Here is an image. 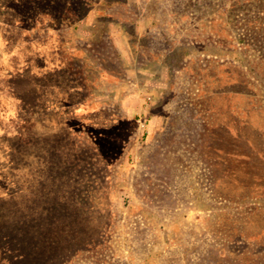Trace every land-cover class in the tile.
I'll return each mask as SVG.
<instances>
[{
	"label": "rangeland",
	"instance_id": "obj_1",
	"mask_svg": "<svg viewBox=\"0 0 264 264\" xmlns=\"http://www.w3.org/2000/svg\"><path fill=\"white\" fill-rule=\"evenodd\" d=\"M33 205L100 238L48 253ZM0 264H264V0H0Z\"/></svg>",
	"mask_w": 264,
	"mask_h": 264
},
{
	"label": "trees",
	"instance_id": "obj_2",
	"mask_svg": "<svg viewBox=\"0 0 264 264\" xmlns=\"http://www.w3.org/2000/svg\"><path fill=\"white\" fill-rule=\"evenodd\" d=\"M74 90V89H72ZM76 90V89H75ZM66 100L62 101L63 105H68L69 101L66 103ZM99 110V109H98ZM74 111V116L76 115L75 109ZM73 115L69 116L66 120H70V118L73 119ZM124 120V119H123ZM102 129L104 130V133L107 131L112 130V127L109 126L107 127V122H104V126L102 125ZM63 133V132H62ZM69 140V139H68ZM110 140V139H108ZM47 146H50L52 148V151L56 152L57 154H63V152L60 151L58 152V146L60 144L62 145H69L68 142L62 141L59 142L58 140V146L55 142L52 143V146L49 145V143H46ZM64 147V146H63ZM213 152L216 154L218 153H225L228 155V157H232L236 161L237 164H245L243 160V155L238 154L237 151H230L228 148H223L222 146H215L212 148ZM228 150V151H227ZM54 154V153H53ZM72 155H76L77 151L76 148L73 147L71 150ZM83 154V153H82ZM64 155V154H63ZM243 157V158H242ZM242 158V159H241ZM249 159V157H247ZM55 166L56 164L58 165V170L59 171H65V167H63L61 164H63V160L59 159H53ZM241 160V161H240ZM231 160H228L227 158H221V162L224 163H229ZM88 162L89 160L85 159L82 157V159H75L74 165L75 169H80L82 166ZM70 163H67V165ZM57 168V167H56ZM69 181H72L73 184V179L74 176L70 175ZM75 181V180H74ZM252 186V185H249ZM67 199V196H65ZM34 206V205H33ZM32 206V207H33ZM27 208L25 211V216L24 219L20 220V223L18 225V229L20 232H22V235L24 236H31L32 240L31 242L36 243V241H39V243H36L37 245L45 244L46 246H54V248H51V251H48V253L53 252L54 253H68V251H72L76 249L78 246L85 245L88 243H94L96 240L100 238V230L102 227V222L98 223V216L99 214L96 213V219L93 218V223L91 222L87 223V221L84 219L83 216H79V211L75 208H65L60 205H56L54 208L55 209H49L45 212H43L39 206L38 208ZM98 217V218H97ZM245 233V236H259V233L253 234V233ZM47 248H44L42 246H39L35 253H47L46 250ZM43 250V251H42ZM70 253V252H69Z\"/></svg>",
	"mask_w": 264,
	"mask_h": 264
}]
</instances>
